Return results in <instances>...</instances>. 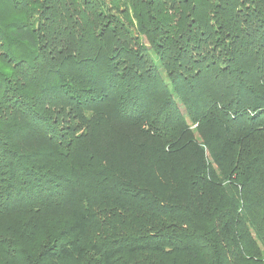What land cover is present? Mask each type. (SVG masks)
Masks as SVG:
<instances>
[{
    "label": "trees",
    "instance_id": "trees-1",
    "mask_svg": "<svg viewBox=\"0 0 264 264\" xmlns=\"http://www.w3.org/2000/svg\"><path fill=\"white\" fill-rule=\"evenodd\" d=\"M0 264H264V0H0Z\"/></svg>",
    "mask_w": 264,
    "mask_h": 264
}]
</instances>
